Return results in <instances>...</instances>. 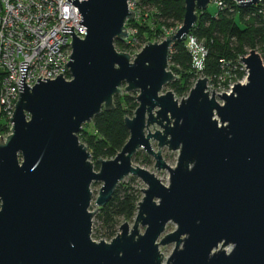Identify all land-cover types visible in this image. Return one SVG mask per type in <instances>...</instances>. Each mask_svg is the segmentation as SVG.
Here are the masks:
<instances>
[{"label":"water","instance_id":"95a60500","mask_svg":"<svg viewBox=\"0 0 264 264\" xmlns=\"http://www.w3.org/2000/svg\"><path fill=\"white\" fill-rule=\"evenodd\" d=\"M69 1L88 28L85 38L76 36L74 26L62 29L73 35L65 64L72 78L60 73L41 81V76L30 87L29 63L22 62L12 133L0 137V264H264L260 54L253 49L241 58L249 69L247 82L219 94L223 102L209 93L208 77L199 78L179 101L173 92L163 93L180 79L170 69L172 47L186 41L198 11L211 0H184L178 30L148 42L133 60L115 45L130 35L127 22L136 15L130 0ZM132 91H139V106L125 119L130 137L115 158L99 157L96 171L79 133L103 109L114 108L115 95ZM165 146L179 151L175 166L165 160ZM140 150L155 158L158 170L169 171V184L135 165ZM130 175L147 185L133 225L125 221L110 242L94 240L92 184L103 182L95 200L100 209ZM169 223L176 228L164 234ZM172 243L164 262L160 245Z\"/></svg>","mask_w":264,"mask_h":264},{"label":"trees","instance_id":"16d2710c","mask_svg":"<svg viewBox=\"0 0 264 264\" xmlns=\"http://www.w3.org/2000/svg\"><path fill=\"white\" fill-rule=\"evenodd\" d=\"M139 6L149 11L148 17L142 23L128 20L127 26L137 27L138 36L142 41L154 39L158 33H165V29L183 23L184 0H139ZM234 7V11L222 10L215 15L207 10L198 11L199 19L191 32L205 39L209 47L203 71L205 76H214L222 72L221 58L235 60L247 54L248 47L251 49L259 47L264 51V20L260 13V9L264 10V5L237 4ZM115 45L124 50V41L116 39ZM170 69L180 75V79L170 83L173 89L179 94L188 91L196 78V73L192 67V56L187 50L186 41L174 43ZM114 105L112 110L103 109L90 124L84 125L79 133L80 138L89 147L95 160V167L99 166V157L114 158L127 143L130 131L125 119L134 114L139 102L137 95L124 93L115 95ZM151 159L146 153L143 164L150 163ZM142 198V190L136 188L132 182L124 180L119 184L111 200L99 209V218L110 235L117 230L122 220L128 222L135 220Z\"/></svg>","mask_w":264,"mask_h":264},{"label":"built area","instance_id":"2783aa9c","mask_svg":"<svg viewBox=\"0 0 264 264\" xmlns=\"http://www.w3.org/2000/svg\"><path fill=\"white\" fill-rule=\"evenodd\" d=\"M211 2L218 7V12L234 11V5H241L238 0ZM129 6L136 14L131 19L133 22L142 23L148 17L149 11L145 9V13L140 8L139 0H130ZM78 11L79 8L69 0H0V137H5L4 132L13 125L11 117L16 110L19 92H22L19 88L22 62L29 63L25 82L30 87L39 83L37 80L41 76V81H46L44 78L56 79L60 73L68 80L72 78L70 68L65 64L71 60L68 56L73 53V35L70 32L64 33L62 29L65 26H74L73 31L77 37H86L88 28L79 23L82 16ZM260 13L264 16L263 9H260ZM179 27L174 32L165 29V38L175 33ZM127 29L130 35L124 44L127 49L135 50L142 43L138 28L127 26ZM186 47L192 56L195 83L199 78L208 77L210 89L217 80L215 85L219 88V94H230L236 83L247 82L249 69L241 59L247 54L235 60L221 58L222 72L205 76L203 71L209 55L206 40L190 31Z\"/></svg>","mask_w":264,"mask_h":264},{"label":"rangeland","instance_id":"374dc122","mask_svg":"<svg viewBox=\"0 0 264 264\" xmlns=\"http://www.w3.org/2000/svg\"><path fill=\"white\" fill-rule=\"evenodd\" d=\"M147 10V9H146ZM146 10L144 9L145 13H146ZM209 13H211L212 15H215L216 13H218V7L214 4V3H209L207 9H206ZM237 16L239 17V13L237 14ZM181 24L178 25V27L180 26ZM176 27H174L173 29H168L169 31H173L175 30ZM174 32V31H173ZM163 39H165V34L160 32L158 33V35H155L154 36V39H146V41H142L141 40V45H137V48L135 50H130V49H127L126 46H124V50L123 48L119 47L118 45H116V48L118 51H124V52H127L129 54H131V56H135L137 53L141 52V50L143 49V47L150 41L152 42H161ZM143 46V47H142ZM253 50L251 48H247V55H249L250 51ZM261 56L262 60H263V63H264V51L261 49V48H256L255 49ZM179 75V74H178ZM180 76V75H179ZM215 84L217 83V80H215L214 82ZM195 81L193 80V84L191 86V88L186 91L185 93H182V94H179L177 93L173 87L168 84L164 87L163 89V93H166L168 91H171L175 94V97L181 101L184 98H187L190 94V91L191 89L195 86ZM215 84H212V88L209 90V93L212 95L213 94V91L215 92V94L217 95L218 97V94H219V88L215 85ZM218 85V84H217ZM125 86V85H124ZM123 86V88H124ZM138 92L139 91H132L130 93L134 94V95H138ZM126 93V92H125ZM218 100H220L218 98ZM221 101V100H220ZM136 111V109H135ZM135 111H134V114H135ZM131 115L130 117H133L134 116ZM157 128L160 129V126H156ZM156 127H151V129L154 131V129ZM11 128L7 129L5 132H4V135H5V138L11 134ZM80 138V136H79ZM81 142L84 143L85 145H87V143L85 141H83L81 138H80ZM153 145H154V148L156 150H158V142L157 141H154L153 142ZM88 147V145H87ZM89 148V147H88ZM162 151H163V156L165 158V160L171 165V166H175L177 161H178V155H179V151H173V150H170L167 146L163 147L162 148ZM145 154L146 152L143 151V150H140L134 157V163L135 165H141L145 168H147L148 170H150L151 172H154L157 177H159L161 179V181L165 184H169V179H170V173L168 170L166 169H163V170H158L156 167H155V158L153 156H151V162L150 163H146V164H143V160L145 159ZM92 155V154H91ZM100 158H103V159H113V158H108V157H100ZM115 158V157H114ZM90 160L94 163L95 165V160L94 158L91 156ZM95 170L96 171H99L100 170V163H99V166L98 167H95ZM134 177V179L132 180V178ZM125 182H132L133 185L136 187V188H139V189H144L145 187H147V185L143 182L142 179H140L139 177L137 176H133V175H130L128 177L125 178ZM103 185V182L102 181H98V182H94L92 184V191H93V201H92V205L90 206V210L93 211L95 213L94 217H93V232H92V237L94 240L96 241H101V240H105V241H108L110 242L119 232H120V226L125 222V221H121V224L117 227V230L114 231V233L112 235V237H110V232L108 229H106L103 225V222L102 220L99 218V209H97V206L95 205V200L96 198L98 197L99 195V192H100V189ZM142 194H143V190H142ZM144 196V194H143ZM97 209V210H96ZM96 210V211H95ZM131 223V225H133L134 221H129ZM176 228V225L174 223H169L167 225V228L165 230V233L164 234H167V233H170L172 232L174 229ZM141 231L144 232L145 231V228L141 226ZM118 232V233H117ZM163 234V235H164ZM174 248H175V244L172 243V244H168V245H160V250L161 252L163 253L164 255V262L167 261L168 257L173 253L174 251ZM228 250L231 249V246L229 247H226Z\"/></svg>","mask_w":264,"mask_h":264}]
</instances>
